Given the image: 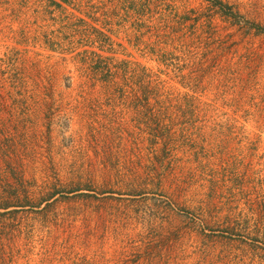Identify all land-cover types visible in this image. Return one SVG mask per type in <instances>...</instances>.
<instances>
[{
	"label": "rangeland",
	"instance_id": "1",
	"mask_svg": "<svg viewBox=\"0 0 264 264\" xmlns=\"http://www.w3.org/2000/svg\"><path fill=\"white\" fill-rule=\"evenodd\" d=\"M6 227V264H264V0H0Z\"/></svg>",
	"mask_w": 264,
	"mask_h": 264
},
{
	"label": "trees",
	"instance_id": "2",
	"mask_svg": "<svg viewBox=\"0 0 264 264\" xmlns=\"http://www.w3.org/2000/svg\"><path fill=\"white\" fill-rule=\"evenodd\" d=\"M95 166H97V168H103V169H107L108 167L106 163H100L98 165L88 164L87 166L84 163L80 164L79 166L72 165V169L74 170L69 173L70 179L72 180L74 176L79 175L81 181L94 180L97 174V171L94 170ZM108 181L109 180L106 181L105 185L109 184ZM79 190L80 189L73 190V193L74 191H79ZM6 228H10V227H6ZM21 234H23V231H20V230L17 231V230L11 229V231L9 232V236L6 235L5 237H0V263L1 264H6L7 260L12 261L13 259H15L16 254H18L21 251V250L16 249L17 248L16 245L18 244L16 242V238H19Z\"/></svg>",
	"mask_w": 264,
	"mask_h": 264
}]
</instances>
